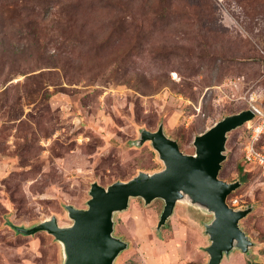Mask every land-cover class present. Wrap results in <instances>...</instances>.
Listing matches in <instances>:
<instances>
[{"label": "rangeland", "instance_id": "374dc122", "mask_svg": "<svg viewBox=\"0 0 264 264\" xmlns=\"http://www.w3.org/2000/svg\"><path fill=\"white\" fill-rule=\"evenodd\" d=\"M253 106L264 112V0H0V264H63L53 234L14 226L70 225L66 205L88 207L92 183L162 169L142 129L163 124L194 153L198 134ZM252 123L229 132L219 176L245 175L227 201L254 205L240 223L256 244L221 264H264L263 169L244 158ZM163 208L132 197L115 213L129 242L115 264L208 263L213 215L179 201L158 228Z\"/></svg>", "mask_w": 264, "mask_h": 264}, {"label": "water", "instance_id": "95a60500", "mask_svg": "<svg viewBox=\"0 0 264 264\" xmlns=\"http://www.w3.org/2000/svg\"><path fill=\"white\" fill-rule=\"evenodd\" d=\"M254 107L225 116L194 139L195 152L185 153L179 142L166 134L163 124L155 131L142 129L138 144L151 141L164 167L155 172L141 170L129 180H118L108 186L92 183L88 207L66 205L73 222L61 225L53 215L31 227L15 225L21 233L34 234L45 230L63 245V264H115L117 256L129 242L114 234V215L128 208L132 197H141L146 204L157 198L164 200L158 228L164 226L179 201H187L211 213L204 222L210 244L207 264H221L235 249L252 255L256 244L241 226V220L254 208L233 207L227 198L242 185L240 179L228 181L219 173L230 131L255 118Z\"/></svg>", "mask_w": 264, "mask_h": 264}, {"label": "built area", "instance_id": "2783aa9c", "mask_svg": "<svg viewBox=\"0 0 264 264\" xmlns=\"http://www.w3.org/2000/svg\"><path fill=\"white\" fill-rule=\"evenodd\" d=\"M254 107V106H253ZM255 118L249 122H253L249 125L251 127L250 139L244 148L245 160L249 163L260 166L263 169L264 175V144L258 145V137L264 131V112L262 109L254 107ZM260 116L261 122H255V119Z\"/></svg>", "mask_w": 264, "mask_h": 264}, {"label": "trees", "instance_id": "16d2710c", "mask_svg": "<svg viewBox=\"0 0 264 264\" xmlns=\"http://www.w3.org/2000/svg\"><path fill=\"white\" fill-rule=\"evenodd\" d=\"M261 144H262L261 143V137H259V139H258V145H261ZM238 169H239V172H242L244 168H243V166H238ZM240 180L242 182H245L246 181L245 175H241Z\"/></svg>", "mask_w": 264, "mask_h": 264}]
</instances>
